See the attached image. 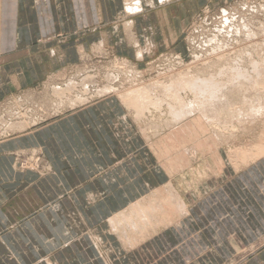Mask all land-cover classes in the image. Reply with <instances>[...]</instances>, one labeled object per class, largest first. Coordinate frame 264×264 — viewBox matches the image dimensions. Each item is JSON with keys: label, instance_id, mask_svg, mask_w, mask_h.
Returning a JSON list of instances; mask_svg holds the SVG:
<instances>
[{"label": "crops", "instance_id": "1", "mask_svg": "<svg viewBox=\"0 0 264 264\" xmlns=\"http://www.w3.org/2000/svg\"><path fill=\"white\" fill-rule=\"evenodd\" d=\"M80 2L0 0V77L10 71V86H16L19 74L13 75L12 65L22 71L33 65L31 52L20 55L32 51L37 35L45 37L51 30L52 38L55 30H74L73 19L78 29ZM90 6L84 5L88 14ZM62 45L43 40L41 47L50 61L66 62ZM70 45L72 58L78 57L79 45ZM124 111L117 100H103L0 141V235L7 237L4 251L14 253L18 264H224L264 234V160L235 175L224 165L221 150L205 160L197 152L188 171L167 170L153 160L144 179L137 171L145 166L137 154L143 138ZM29 148L44 152L53 174L39 177L17 170L14 154ZM25 192L33 194L40 211L9 214L5 205L21 200ZM143 204L161 210L133 229L128 222L141 218L128 216ZM261 255L250 264H264Z\"/></svg>", "mask_w": 264, "mask_h": 264}, {"label": "rangeland", "instance_id": "2", "mask_svg": "<svg viewBox=\"0 0 264 264\" xmlns=\"http://www.w3.org/2000/svg\"><path fill=\"white\" fill-rule=\"evenodd\" d=\"M93 1L94 5L92 3ZM88 4H91V12L89 14L84 10V5ZM80 6V26L78 29L75 28L77 23L73 19L72 24L74 30L70 29L63 32L61 30H55L52 38L49 36L52 33L51 30L45 37L37 35L34 39L32 51L31 49L23 50L24 54L20 55L22 57L24 55L29 56L31 52L33 54L32 56L36 58L33 65L27 66L24 71H22V68L20 70L18 66L16 67V64H8L13 67V75L16 73L19 74V76L15 75L17 81L16 86H10V71L7 74L2 73L3 77H0V80H2L0 81V141L9 139L16 134L20 135L23 131L30 130L32 127H36L34 125L36 123L39 124L48 120H54L63 115H70L74 111L86 108L103 100H117V102L124 106L126 117L132 123L135 132L143 138H140L141 140L137 142V154L139 151V156H142L145 166L142 167L143 172L141 169L137 171L144 179L146 178L145 175L147 173L149 174L147 170L151 171L153 160L156 162L159 160V164L163 165L164 168L166 166L165 169L167 170L177 172L188 171L189 167H192L194 164L192 160H197L198 158L195 156L196 158L191 159L189 155L184 154L185 151L182 150L184 144L191 145L195 143V146L200 149L197 152L203 155L201 160L207 159L204 158L207 155L209 156L208 158H211L215 150H221L225 156L224 165L231 167L232 171L236 173L235 175H240L248 169H253L264 160V149L261 148H264V146H260V143H264V139H262L264 138V133L261 131L264 130V115H262L264 108L258 110V117L261 116L259 120L253 113L252 115L250 114V117L243 116L241 117L242 119L240 118L241 120L235 119L232 125L228 124V127L233 129L232 133L226 129V124H220V130L224 129L222 130L223 132L230 133L228 134L229 137L227 140H224L226 142L222 141L221 144L216 145L218 141H214L209 136L205 135L206 137H201V135L197 134V132H200L198 131L200 127L194 129L197 132H193V135L188 132L189 127L182 131L180 130L181 127L174 129L173 125L167 123L170 117L167 114L168 109L166 106H163L160 111L156 110L155 112V110H152V114L147 113L146 117L143 118L144 120L142 119V121L138 122L135 118V111L126 108L122 99L115 92H102V95L97 94L98 90L102 91L106 85H111L120 90L123 87L128 88L130 86L129 84L134 83L133 80L127 78V74L132 68L141 73V76L139 75L137 77V81L140 79L139 82L141 83L143 81L144 85H146L154 79L161 83H167L170 80L169 74L171 71L172 73L179 70L186 71L189 67L187 70L189 72L190 69H195L198 65L202 67V60L216 59L219 54L218 60L231 57L232 61L231 58L230 61L234 65L238 63H240L239 65H245L246 63L244 61H249L247 62L249 63L247 66L250 67L251 59L253 61L258 60L257 62L261 63L264 62V59H262L264 57H258V53H254L259 52L263 54L264 40H256V42L254 40H247L245 35H241L243 33L245 34L246 31L244 32V30L246 29L241 27L243 25L240 26V23L244 24L248 21L247 23H251L252 29H255L254 26H256V31H261L264 26V0H165V2H159L158 4L157 2L153 3L152 0H143V8L136 15L125 11L126 0H90V3L87 0H81ZM99 8L100 10L102 9L101 12L95 11ZM224 9L228 10L230 17L233 16L229 20V25L224 18ZM233 25H238L243 30L239 28V31L238 27L234 29ZM258 26L262 28L260 29ZM228 30L231 31L230 35L228 34ZM214 37H218L219 40H214ZM244 39L249 43L246 44L245 42L247 41ZM43 40H58V42L63 43V50L67 54L66 62H61V59H53L50 61L44 53L45 49L42 50L41 45L43 44ZM152 40L154 41L153 43L151 42ZM169 40L170 43L168 42ZM240 40L244 41V45H242L243 42ZM71 42H74V44L80 47L78 57L72 58L71 56ZM252 42L260 43L259 45H262L261 47L263 48L260 47L261 50L257 49L258 51L254 49L247 50L246 46H250L249 48L255 47ZM222 44L224 47L221 46ZM252 44L253 46H251ZM219 47H223L222 49L226 50H219ZM140 48L144 50V55L141 59H139L138 53V49ZM243 50H247V52H243ZM240 51H242L241 54L239 53ZM216 52L220 53L217 54ZM235 53L240 54V56ZM212 55L216 58H211ZM221 55L223 56L220 58ZM250 55L254 58H251ZM224 56L226 57L224 58ZM242 56L244 57L242 58ZM241 58L243 63L240 61ZM196 60L201 61L198 62ZM108 73L114 75L110 80L107 79ZM85 85L88 86L86 89ZM54 87L67 91L72 87L71 94H67V96H71L73 99L76 96L82 97L84 101L82 103L77 102V107L73 106L71 108L68 103H65L66 105L62 107L64 104L60 105V103H57L59 99L54 97L56 95L54 94ZM260 94H263V96ZM260 94L255 92L256 97L258 95L260 96L261 101L258 104L263 107L264 103L262 101L264 102V99L262 97L264 98V93L261 91ZM153 95L155 96L156 94L153 92ZM244 108V112H247L248 108L246 103ZM250 122L253 124L251 125ZM158 123L159 135L163 136L161 138L165 137L164 142L157 139L159 136L154 138L156 135L155 126ZM22 125L26 127L23 130L20 128ZM256 125L257 132H254L252 130H254L253 127L255 128ZM260 128L261 130L259 131ZM142 131L147 135L149 134L148 136H151L153 140L147 139ZM175 131H180V133H175ZM164 134L167 135L164 136ZM257 134L259 136L261 135L260 139ZM238 135L239 137L237 139ZM250 135L255 137V139L258 138L257 140L259 141L254 138L252 141ZM235 137L237 139L236 141L234 139ZM229 138L234 140H229ZM223 142L226 145H223ZM243 143L246 144L243 145ZM131 148L135 149V146H131ZM179 148H182L180 149L181 151ZM152 154H154V157H152ZM14 157L15 166L20 172H33L39 177L53 174V168L49 165L50 163L47 161L44 152L39 148L21 150L20 153H15ZM214 161H217V158ZM18 192L23 193L24 191L23 189H19ZM156 193L152 194L154 201L158 197L155 196ZM28 199L32 201V204L28 202ZM18 200H15L10 205H5V209L9 214L15 216L18 214H29L31 212L38 213L40 211L41 206L35 205L36 200L33 194L29 195L25 192L22 199L20 200L19 198ZM139 216L141 220H135V222L141 225L144 220L142 215ZM129 225L135 229L134 221L128 222ZM6 238L0 235V262L1 264H5V262L8 264L11 261H15L18 264L14 253L4 251V249L7 250L8 248L5 245L7 243ZM263 253L264 234L256 237L252 244L242 248L224 264H250L251 261L254 259L257 260ZM34 257V254H32L30 259L34 260Z\"/></svg>", "mask_w": 264, "mask_h": 264}, {"label": "bare ground", "instance_id": "3", "mask_svg": "<svg viewBox=\"0 0 264 264\" xmlns=\"http://www.w3.org/2000/svg\"><path fill=\"white\" fill-rule=\"evenodd\" d=\"M158 1L161 2L162 0H158ZM142 8H143V1L142 0H126L125 11H127L128 13L136 15V13L140 12V10H142ZM223 13H224V18L226 20V23L229 25L230 24L229 20L233 16L230 17V13L228 12V10H225V9L223 10ZM228 13H229V15H228ZM247 22H245L244 24L240 23V26L243 25L241 27H244L246 29V30H244V32L246 31L245 34L243 32H241V33H243L241 35H245V38L247 37V40H249V41L254 40L256 42V40H264L263 23H262L263 28L261 27L262 29L258 26V28H260L261 31H256V26H254L255 29L254 28L252 29L251 23L248 24ZM252 23H253V21H252ZM260 23H259V25H261ZM240 26H238V25L234 26L233 25V28L236 29V27H238V29H239ZM233 28H232V31H233ZM258 28H257V30H258ZM240 29H239V31H240ZM241 30H243V28ZM230 32L231 31L228 30L229 35H230ZM234 33H236V32H234ZM240 36H238V37H240ZM132 39H134V37H132ZM214 40H219V39H218V37H214ZM244 40H246V39H244ZM241 42H243L242 45H244V41L242 40ZM245 43L247 44L249 42L247 41ZM252 43L254 44L255 47L249 48L250 46H248V47L246 46L247 50L248 49H254L256 51L257 49L261 50V48L264 47V46L261 47L262 45H259L260 43H258V44L254 43V42H252ZM253 44L251 46H253ZM239 45H240V43H239ZM239 45H238V47H240ZM221 46L224 47L223 44ZM222 48L219 47V50ZM242 49H244V48H242ZM222 50L225 51L226 49L225 50L222 49ZM247 50H245V51L247 52ZM245 51L243 50V52H245ZM263 51H264V49H263ZM263 51H261V52H263ZM241 52L242 51H240L239 53L241 54ZM138 53H139V59H141L144 55V50L141 48L138 50ZM216 53L218 54L220 52H216ZM222 53H225V52H222ZM254 53H258V57L259 56L264 57V55H263L264 52H263V54H260L259 52H254ZM235 54H238V53H235ZM240 54H238V55L240 56ZM219 55H217V58ZM244 55L247 56L246 53H244ZM215 56L212 55L211 58L215 57ZM222 56L223 55H221L220 58ZM225 57L226 56H224V58ZM243 57L244 56H242V58ZM252 57L253 56H251V58ZM208 58H210V57H208ZM217 58L213 59V60H204V61L199 60L202 63L201 64L202 67H200L198 65L197 67H195V69L192 68L193 71H191L192 69H190L188 72L187 70L189 67L187 68V70L185 69L186 71H180L179 69H178L179 71L174 72V73H172V71H171L169 74L170 80L167 83H165V82L161 83L160 81H158V80L155 81V79H154V80H151L149 84L145 83L146 85H144L143 81L141 83L139 82L140 79H139V81H137V77L139 75L141 76V73H139L136 69L132 68L131 71L127 74V78L129 80H133L134 83L129 84L130 86H128V88L123 87L122 90H120V89L114 88L111 85H106L103 87V89L100 88V89H102V91L98 90L97 94L102 95V92L103 93L115 92L118 95V97H120V99H122L126 108H128L130 110L133 109L135 111V113H136L135 118H136V120H138V122L142 121V119L146 117L147 113H151L152 110H155V112H156V110L160 111L163 108V106H166L168 109L167 114L170 117V119L167 120V123L173 125L174 129L181 127L180 130L182 131L184 129H187V127H189L188 132L193 135V132L194 133L197 132V131H194V129L195 128L198 129L200 127V130H198L200 132H197L198 135H201V137L205 136V135L209 136L214 141H218V144L216 143V145H219V144H221L222 141L227 140V138L229 137L228 134L230 132L231 133L233 132V129L229 128L228 124L232 125V123L234 122L235 119H240L243 116L250 117V114L252 115L253 113H254V115H256L258 117L259 116L258 110L264 108V106L262 107V105L258 104L261 101L260 96L258 95L256 97V95H255V92H258V94H260V92L262 91L264 93V62L261 63V62H257L258 60L253 61L251 59V61H250L251 66L248 67L247 64H249V63H247V62H249V61H247V62L244 61V63H246L245 65H242V64L239 65L240 63L234 65L233 62H231L232 61L231 57H229V58L226 57L223 60H220V59L218 60ZM230 58H231V61H230ZM242 58L240 59V61H242ZM262 59H264V58H262ZM233 60H234V57H233ZM244 60H245V58H244ZM196 61H198V60H196ZM242 63H243V61H242ZM210 70H214V71H210ZM113 76H114L113 74L108 73L107 79L110 80L111 78H113ZM115 79L117 80V78H115ZM151 79H153V78H151ZM85 86H86L85 87V89H86L88 86L87 85H85ZM54 89H55L54 94H56L54 97L56 99H59V101L57 103H60V105L64 104V105H62V107L66 105L65 103H68V105L71 108H73V106L77 105V102L82 103L84 101L82 99V97L80 98V97L76 96V98L73 99V97L67 96V94L68 95L71 94L72 87L68 91L63 90L61 88H56V87H54ZM58 92H60V93L58 94ZM153 92L156 94L155 96L153 95ZM251 93H254V94H252L253 96L251 95ZM260 95L263 96V94H260ZM262 99H264V98L262 97ZM245 103H246V106L248 108L247 112H244ZM262 103H264V102L262 101ZM249 108H250V111H249ZM262 115H264V111H262ZM260 117H258V120L260 119ZM256 119H253V120H256ZM240 123H241V121H240ZM250 123H251V125L253 124L252 122H250ZM36 124H38V123H36ZM36 124H34V125H36ZM220 124H222V125L226 124L225 127L230 132H226V131L223 132L222 130H224V129L220 130V128H221V127L219 128ZM259 124H260V122H259ZM157 125L155 126L156 135L154 136V138H157L159 136L157 139H160V140H162V142H164L165 137L161 138L163 136L159 135V132H160V130L158 129L159 123ZM236 126H238V125H236ZM256 127H257V125L255 126V128L253 127L254 130H252V131L257 132ZM20 128H22L21 130H23L26 127H24L22 125V127H20ZM246 129H248V128H246ZM260 130H261V128L259 129V131ZM261 131H262V133H264L263 132L264 130H261ZM142 132L145 134L147 139L153 140V138H151V136H148L149 134L147 135L144 131H142ZM175 133H180V131H175ZM167 134H164V136ZM254 135H255V133H254ZM260 136L258 135L259 139H260ZM169 137H171V136H169ZM224 137H226V138H224ZM238 137H239V135L237 136V139H238ZM231 138H229V140H234V139H235V141L237 140L236 137L234 139H231ZM253 138L255 139V137L251 136L250 139H252V141H253ZM257 139L258 138H256L255 140H257ZM262 139H264V138H262ZM243 140H244V137H243ZM257 141H259V140H257ZM257 141H255V142L258 143ZM224 142H226V141H224ZM224 142H223V145L225 144ZM178 143H180V142H178ZM239 144H241V143H239ZM245 144L243 143V145H245ZM247 144H248V142H247ZM252 145H254V144H252ZM260 146H264V143H260ZM182 148H179V150L182 149L183 151H185L184 154L189 155V158H191V159L196 158L197 157V151L200 150V149H198L197 146H195V143H193L191 145H185L184 144L182 146ZM261 148L264 149L263 147H261ZM218 151H219V149L215 150L214 153L218 152ZM161 192H163L162 187H161ZM175 194H177V193H175ZM155 196H159V194L156 193ZM179 198H180V196L177 199L179 200ZM147 201H149V200H147ZM180 201H182V200H180ZM154 202H156V201H154ZM146 203H148V202H145V205H146ZM174 204H177V203H174ZM182 204H184V203L182 202ZM145 205L144 204L142 206L136 205L132 209L135 211L134 214L129 215L128 217L131 218L135 215H142L143 220L146 223V222H148V218H149V215L151 212H153V211L156 212V211L161 210V207L159 205H147V207ZM185 208H187V207H185ZM185 210H187V209H185ZM158 216L161 217L160 215H158ZM156 218H158V217H156ZM156 218H155V220H156ZM177 218H176V221H177ZM158 219H161V218H158ZM133 221L134 220H131V221H129V223L133 222ZM112 222H114V221H112ZM160 222H161V220H160ZM163 222H164V220H163ZM173 222H175V221H173ZM115 223H116L114 225L115 229L117 231H119L120 230V227H119L120 222L116 221ZM162 224H164V223H162ZM141 225L143 226L142 223H141ZM141 225H138L134 221V228L135 229H138ZM155 225H156V223H155ZM165 226H166V224H165Z\"/></svg>", "mask_w": 264, "mask_h": 264}]
</instances>
